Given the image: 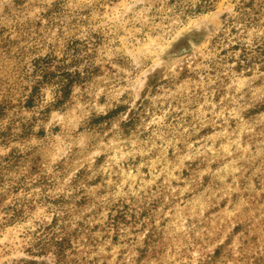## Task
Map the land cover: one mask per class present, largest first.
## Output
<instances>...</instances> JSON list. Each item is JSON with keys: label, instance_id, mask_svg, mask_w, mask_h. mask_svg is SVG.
<instances>
[{"label": "rangeland", "instance_id": "obj_1", "mask_svg": "<svg viewBox=\"0 0 264 264\" xmlns=\"http://www.w3.org/2000/svg\"><path fill=\"white\" fill-rule=\"evenodd\" d=\"M71 2L0 15L37 42L0 71V264H264V0Z\"/></svg>", "mask_w": 264, "mask_h": 264}, {"label": "clouds", "instance_id": "obj_2", "mask_svg": "<svg viewBox=\"0 0 264 264\" xmlns=\"http://www.w3.org/2000/svg\"><path fill=\"white\" fill-rule=\"evenodd\" d=\"M11 0H0V15L5 14V9L9 8ZM32 9L30 16L26 15L24 16L23 20L27 21L29 19L35 21V20H42L43 16L41 13H47L50 10L55 13L56 6L61 3V0H30ZM85 6H91L90 4H74L71 2V0H64L63 7L66 10L65 13L62 15L64 16V20L61 21V23H64L67 19V10H73L77 7H85ZM53 22L55 21L56 17H52ZM23 21H21V24ZM16 21H10L9 22V32L5 33V35H11L14 40L16 41L15 45H13L11 42H9L8 48L11 49L9 52L8 49L0 48V71H8L10 72L13 66L19 67V63L16 59L17 54L21 52V50L26 51L28 48H32L36 41L32 40L31 36L28 35L27 32L23 30V28L20 29V31H17L16 28ZM51 31V29H49ZM55 35V33H53ZM27 37V39H25ZM0 43H2V40H0ZM30 55V54H29ZM213 247L211 241H209L208 245L205 247L204 251L208 252Z\"/></svg>", "mask_w": 264, "mask_h": 264}, {"label": "water", "instance_id": "obj_3", "mask_svg": "<svg viewBox=\"0 0 264 264\" xmlns=\"http://www.w3.org/2000/svg\"><path fill=\"white\" fill-rule=\"evenodd\" d=\"M186 50V48H183V51Z\"/></svg>", "mask_w": 264, "mask_h": 264}]
</instances>
